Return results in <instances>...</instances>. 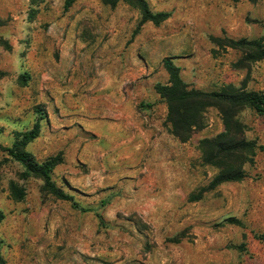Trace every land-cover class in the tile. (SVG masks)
<instances>
[{"label":"rangeland","instance_id":"obj_1","mask_svg":"<svg viewBox=\"0 0 264 264\" xmlns=\"http://www.w3.org/2000/svg\"><path fill=\"white\" fill-rule=\"evenodd\" d=\"M145 1L170 16L133 36L139 13L122 1L76 0L63 12V0H0V146L30 129L40 106L26 151L39 162L60 153L51 179L72 197L43 193L0 151L4 264H264V151L241 181L189 201L217 173L199 142L222 131L219 114L207 108L181 142L153 90L167 83L170 57L188 88L264 93V60L226 46H264V0ZM236 119L264 147V116L245 107Z\"/></svg>","mask_w":264,"mask_h":264},{"label":"trees","instance_id":"obj_2","mask_svg":"<svg viewBox=\"0 0 264 264\" xmlns=\"http://www.w3.org/2000/svg\"><path fill=\"white\" fill-rule=\"evenodd\" d=\"M75 1L63 0L62 11L66 12ZM118 1L131 6L139 13V19L132 32L133 36L142 24L149 22L153 26H158L170 16L169 12L152 11L145 0H106V3L113 7ZM31 14L33 15V13ZM226 46L240 50L243 53V61L264 60V46L257 40H228ZM161 64L168 77L167 83L164 85L155 84L153 90L166 106L167 132L179 141H185L191 133L201 129L202 114L207 108L216 109L222 125L220 133L199 142L202 162L215 167L217 173L196 195L189 196V201L194 202L199 200L203 193L211 191L221 184L241 181L245 177L242 166L252 163L255 150L264 151L263 146L244 137V125L236 119L237 112L245 107L257 115L264 116V93L246 91L231 85L223 86L217 91H200L188 88L182 81L179 68L174 65L172 58L165 57ZM34 113L36 120L31 128L13 132L11 145L9 147L0 146V151L21 166L20 176L23 180L27 178L39 179L41 181L40 190L43 193L60 201L71 202L72 197L61 187H57L51 179L53 170L62 162L61 154L57 153L39 162L26 151L29 143L38 137L39 121L45 117L40 106L35 107ZM8 191L10 198L17 202L22 201L25 195L23 189L13 182H9ZM72 206L77 208L75 203H72ZM81 211L86 212L87 210L81 209ZM3 218L4 215L0 212V223ZM0 264H4L1 254Z\"/></svg>","mask_w":264,"mask_h":264}]
</instances>
